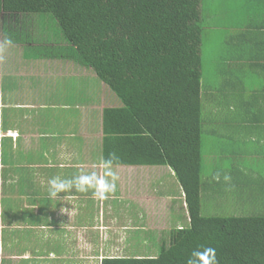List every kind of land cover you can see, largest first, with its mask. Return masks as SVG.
Returning a JSON list of instances; mask_svg holds the SVG:
<instances>
[{"label":"crops","instance_id":"1","mask_svg":"<svg viewBox=\"0 0 264 264\" xmlns=\"http://www.w3.org/2000/svg\"><path fill=\"white\" fill-rule=\"evenodd\" d=\"M201 5L207 37L219 36L209 72L216 71L218 77L212 76L221 86L232 74L236 85L228 90V107L222 103L213 111L219 118L227 112L224 126L233 124V144L244 138L252 148L236 160L241 166L259 160L263 173L264 0ZM81 75L91 77L88 94L98 88L90 97L82 96L83 84H74ZM93 75L60 59L19 55L0 63V264H101L105 257L157 256L162 238L183 225L178 219L188 220L181 186L163 165L113 164L119 179L104 201L75 191L50 198L49 180L102 171V110L118 102Z\"/></svg>","mask_w":264,"mask_h":264},{"label":"trees","instance_id":"2","mask_svg":"<svg viewBox=\"0 0 264 264\" xmlns=\"http://www.w3.org/2000/svg\"><path fill=\"white\" fill-rule=\"evenodd\" d=\"M201 7V0H0V42L10 37L25 60L87 68L113 93L118 104L102 110L103 158L115 152L113 164L168 166L183 191L188 220L178 219L183 225L162 238L157 256L105 257L101 264H187L207 247L219 264H264V215L201 212V192L210 188L202 181L203 136L231 141L206 126L236 87L232 74L224 86L204 76V51L214 47L211 60L217 56L219 36L207 37ZM38 21L46 37L37 34ZM90 79H74L82 96L98 90L87 93Z\"/></svg>","mask_w":264,"mask_h":264},{"label":"rangeland","instance_id":"3","mask_svg":"<svg viewBox=\"0 0 264 264\" xmlns=\"http://www.w3.org/2000/svg\"><path fill=\"white\" fill-rule=\"evenodd\" d=\"M37 24V34L42 32L46 37L48 33L43 31L45 23L38 21ZM18 47L10 46L7 48L4 53L7 60L10 56H19L18 51H15V49L19 50ZM212 51L213 48L209 46H206L204 51L203 73L207 82H212L213 79V72H209L212 66L206 62ZM65 71L63 70V72ZM207 73L210 75L208 76ZM213 81L216 83L217 79H213ZM87 82L85 80V83ZM111 94L113 93L111 92ZM114 99L116 100L115 97ZM214 117H216V120L213 124ZM214 117L210 113L211 119L207 122L206 131L210 133L213 132V129L220 131L224 128L225 134L228 131L227 137H230L232 134L230 135L231 130L229 128H232L233 124H230V127H227V125L222 127L223 123L220 124L221 117ZM226 118L229 120L228 117ZM207 135L206 133L203 136L202 181L208 183L210 188L201 192L202 214L225 217L264 215V180L262 179L264 172L262 173L258 169L257 163L259 160H252V166H249L247 162L241 166L239 157L237 162L235 161L240 153L246 151L248 154L249 149L252 151V148L248 149L250 145L243 142L244 138L241 139L240 144H233L231 141L221 144L216 137ZM253 163L255 164L253 165ZM216 174H219V181L213 178ZM225 176H229L230 181L226 182Z\"/></svg>","mask_w":264,"mask_h":264},{"label":"clouds","instance_id":"4","mask_svg":"<svg viewBox=\"0 0 264 264\" xmlns=\"http://www.w3.org/2000/svg\"><path fill=\"white\" fill-rule=\"evenodd\" d=\"M13 41L10 37L0 42V63L5 62L7 48L12 45ZM118 160L115 152L109 153L100 165L102 171H93L92 173H84L74 177L73 179H61L55 177L47 182L49 196L52 199L59 197L60 193H89L91 192L93 199L104 201L116 191V182L118 175L112 170L113 163ZM219 181V174L213 177ZM225 181H230L229 176L224 177ZM71 199V197H68ZM62 212H68V209H62ZM70 214V213H69ZM187 264H219L216 258V250L211 247L203 248V250H195Z\"/></svg>","mask_w":264,"mask_h":264}]
</instances>
